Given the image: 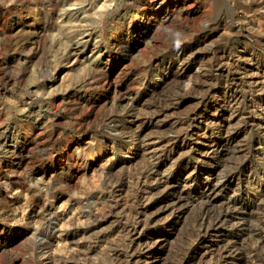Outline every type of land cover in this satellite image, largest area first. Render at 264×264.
Wrapping results in <instances>:
<instances>
[{
	"label": "rangeland",
	"instance_id": "rangeland-1",
	"mask_svg": "<svg viewBox=\"0 0 264 264\" xmlns=\"http://www.w3.org/2000/svg\"><path fill=\"white\" fill-rule=\"evenodd\" d=\"M172 1L166 0V3ZM191 1L202 12L198 20L189 17L191 20L183 24L179 11L167 20L154 15L149 17L143 8V0H0V127L15 125L18 140L31 150L27 163L21 167L13 165L15 155L11 157V163L0 153V241L9 242L8 246L0 248V264H32L35 242L41 237V229L47 226L46 213H59L55 223L65 228L76 221L81 222L88 208L100 206L95 197L110 185L120 183L124 186L123 191H133L137 173L146 164L145 155L143 151L128 153L127 149L117 152V141L108 138L107 123L112 115L121 118L124 108L139 89L152 90V95L145 101L160 97L170 102L183 92L182 85L178 84L182 75L176 69L156 85L148 86L150 80H144L148 72L165 66L168 59L165 61L162 54L166 49L178 53L176 43L179 39L195 44L196 31L206 24L210 27L219 25L213 38L207 41L208 45L227 41L228 49L247 48L264 64V13L251 17L253 20L248 24L249 14L239 11L237 0ZM242 1L249 4L251 0ZM147 23L157 26L158 30L141 38L138 33L123 30L127 24L143 26ZM251 31L259 33L250 34ZM174 37L175 41H172ZM138 39L141 43L133 47L131 43L136 44ZM74 43L84 49L79 58L71 54L70 47ZM200 53L198 51L197 55ZM206 62L211 61H205V65ZM244 88L243 97L253 94L251 98L242 97L241 106L244 116L248 117L253 115L250 113L252 102L259 105L264 92L259 93L248 85ZM152 100L146 101V105ZM198 101L196 94L186 96L176 112L177 117H184ZM218 103L217 100L204 102L201 111L209 113ZM141 106L138 108H144ZM27 109L32 110L35 118H25ZM36 116L39 121L35 120ZM230 119L229 133L232 135L236 130L239 132L243 123L240 117ZM118 131L122 132L121 129ZM256 132L257 129L251 127L240 130L232 141L222 146L221 152L210 157L204 155L203 161L202 158L197 161L200 155L194 147L184 154V161L193 168L196 164L195 174L198 173L191 187L187 185L191 177L186 178L188 174L185 172L176 177L173 188L165 190L160 187L154 191H158L156 197L164 196L166 191H172V197L185 195L184 202L189 204L186 203L173 216L168 213L163 214L164 217L160 215L145 228V233L154 240L161 237L154 245L153 254L143 264H188L187 260L199 257L198 251L203 248L194 240V229L204 207L198 198L199 186L211 179V176L206 179L207 174L202 171L208 161L217 164L218 176H230L235 171L237 176L224 186L222 195L207 204L206 209L210 208L215 214L225 204L224 200L230 198L231 203L236 201L244 206L251 224L259 223V218L264 216V211L257 209L260 198L264 199V184L258 186V179L261 180L264 173V154L257 152L260 137ZM150 135L154 136V133ZM198 144L203 148L207 146L203 140ZM68 150L72 153V163L80 170L78 175L70 179L73 172L71 162L44 175V170L53 162L66 159L64 155ZM119 156L131 163L130 169L127 166L110 170L112 160ZM216 175L215 179L218 178ZM126 178L131 180L126 181ZM222 233H228V228ZM212 234L217 241L222 237L215 231ZM64 238L59 232L52 238V247L58 252L67 248ZM206 238L210 240V237ZM223 262L221 264H226Z\"/></svg>",
	"mask_w": 264,
	"mask_h": 264
},
{
	"label": "bare ground",
	"instance_id": "bare-ground-1",
	"mask_svg": "<svg viewBox=\"0 0 264 264\" xmlns=\"http://www.w3.org/2000/svg\"><path fill=\"white\" fill-rule=\"evenodd\" d=\"M237 1L239 11L249 14L247 16L248 24L253 20V18L251 20V17L264 13V0H251L249 4L242 3V0ZM142 4L149 17H153V15L159 19L163 17L161 20H167L174 12L179 11L183 17V20L181 19L183 24L190 18L195 21L198 20L199 14L202 12L191 0H173L171 3H166V0H143ZM218 28L219 25L216 27H210V24L204 25L196 31L197 33L195 32V44L179 39V42L176 43L178 53L170 48L166 49L162 54L164 60L165 58L168 59V61L165 60V66L163 65V68L155 69L145 75L144 80H150L148 86H152L156 85L159 80H163L170 72L175 69L178 70V73L182 75V80H178V84L182 85V94L180 92V95L173 97L170 102L160 97L150 98L153 100L146 105L145 102L150 101V99L146 101L145 99L152 95V90L139 89L135 91L131 103L124 108V113L122 112L120 119L113 115L109 117L107 126L110 133L107 135L111 141H117L116 151L121 152L127 149L128 153H131L134 150V154L143 151L146 158V164L140 168L134 183L132 181L134 184L133 191H123L124 186L120 183L106 187L105 191H100L95 197L101 205H98V207L93 205L94 207L88 208L81 222L76 221L65 228L58 227L55 223L59 213H46L47 226L41 229V237L35 242L32 264H140L141 262L143 264L146 261L145 259L153 254L154 245L161 237L154 240L155 238L145 233V228L157 217L159 218L160 215L168 213L173 216L188 203L184 202L185 195L172 197L173 192L166 191L167 193L164 196L156 197L158 191H154L160 189V187L165 188V190L173 188L176 177L185 172L188 174L186 178L191 177L190 182L187 184L188 188L191 187V184L196 180L195 175L198 173L195 174L196 164L193 168L184 161V154L190 152L194 147L195 151L198 152V156L200 155L197 161H200V158L204 155L207 157L217 155L218 152L222 151V146L232 141L231 139L234 138L235 133L248 129V127H251L252 130L253 128L257 129L260 138L258 137V147L255 148L258 153L264 154V98L262 97L260 104L257 106L253 105L254 101L252 102L250 113H253V115L251 116L245 117V112L241 106L244 97L247 99L253 96L252 92L248 93L251 91L250 89L248 92L246 91L249 96L244 95L243 97L246 85L255 88L257 92L260 91L259 93L264 92V64L256 60L257 58L254 57L253 53L247 51V48L230 50L229 47L228 49L227 41L224 44L213 42L214 44L208 45L207 41L213 38L215 30L218 31ZM156 29L157 26L150 23L143 26L127 24L123 28L124 31L138 33L140 38ZM254 32L251 31L250 34ZM175 38L172 41H175ZM140 40L138 39L136 44L131 43V45L133 47L137 46L141 43ZM219 41L221 40L219 39ZM70 50L76 58H79L84 52L79 43L72 44ZM198 51L201 52L200 55H197ZM205 61L211 62H206L205 65ZM191 65L197 66V68H190ZM110 72L112 73L113 70ZM7 80L9 81L10 78L7 77ZM192 94L198 96V103L189 109L184 117H177L176 112L183 105L185 97ZM209 100H217L219 103L213 106L209 113H205L201 111L200 106ZM139 105L144 106V108L142 106V108H138ZM24 116L29 119L35 118V114L30 109L25 111ZM232 117H240L243 125L239 126V132L236 130L231 135L229 129L231 126L230 118ZM35 120L39 121L40 118L38 117ZM123 124L124 126H122ZM119 129L122 132L118 131ZM112 131L114 133H111ZM150 133H154V136H151ZM18 137L15 125L5 124L0 127V153L11 163L15 161L13 165L21 167L27 163V157L30 156L31 150L23 141L18 140ZM201 140H203L204 145H207L205 148L199 146L198 143ZM106 145L108 144L106 143ZM68 151L64 155L66 159L68 156V161L62 158L53 162L48 169L44 170L43 174L56 172L58 169L64 168L62 167L63 164L71 162L73 172L70 179L76 177L80 170L72 163V157L70 156L72 153ZM13 155L16 157H14V160L11 158ZM208 163H205L202 171L207 174L206 179L209 176H211V179L206 180L204 184L202 183L203 185L199 186L201 192L198 198L201 199L200 203L202 202L204 207L200 216H198V221L196 220L197 224L194 229L196 230L194 240L203 249L198 251L199 257L197 259L187 260L188 264H221L222 261L226 264H264V216L259 218L257 225L251 224L252 222L248 221V214L244 210V206L238 205L236 201L231 203L230 198L227 201L224 200L225 204L215 214L209 210L210 208L206 209L207 204L214 201L223 192L224 186L229 181L236 179L237 176V173H235L237 171L232 172L230 176H218L217 164L209 161ZM130 164V162L119 156L112 160L110 170L112 171L116 167L125 169L128 166L129 168ZM127 171L129 172V170ZM215 175L218 176L217 179L214 178ZM261 177V180L258 179V186L264 184V173ZM129 180L131 179L126 181ZM185 193L183 192V194ZM90 198L92 199L91 196ZM225 198H228V196ZM260 199L257 203V209L264 211V207H262L264 199ZM87 200L90 203L89 198ZM224 228H228V233H222ZM213 231L222 234L220 240L213 239ZM57 232L65 236V243L68 244L63 252H58L52 247V238ZM207 236L210 237V240H207ZM8 245V241H0V248ZM104 256L106 257L105 260L103 259Z\"/></svg>",
	"mask_w": 264,
	"mask_h": 264
}]
</instances>
